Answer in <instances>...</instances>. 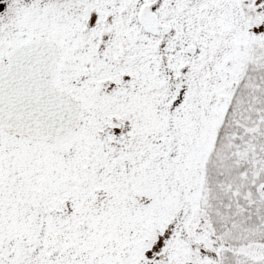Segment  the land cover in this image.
Here are the masks:
<instances>
[{
  "label": "snow or ice",
  "instance_id": "6c2138e0",
  "mask_svg": "<svg viewBox=\"0 0 264 264\" xmlns=\"http://www.w3.org/2000/svg\"><path fill=\"white\" fill-rule=\"evenodd\" d=\"M0 264H264V0H0Z\"/></svg>",
  "mask_w": 264,
  "mask_h": 264
}]
</instances>
